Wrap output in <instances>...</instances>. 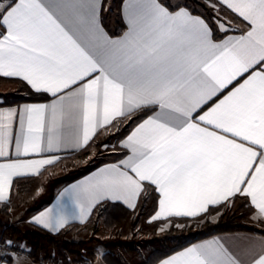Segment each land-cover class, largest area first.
<instances>
[{"label": "snow or ice", "instance_id": "6c2138e0", "mask_svg": "<svg viewBox=\"0 0 264 264\" xmlns=\"http://www.w3.org/2000/svg\"><path fill=\"white\" fill-rule=\"evenodd\" d=\"M208 3L214 10H230L246 32L228 37V27L221 23L225 37L217 43L209 25L187 8L177 5L170 10L160 0H134L131 35L112 40L100 26L95 0H80L73 7L86 33L82 43L41 0L0 3V75L21 77L37 92L54 96L68 90L50 109L49 150L53 134L65 121H74L78 111L83 114V133L74 143L84 147L98 126L127 119L146 105L159 106V113L128 136L124 146L131 156L122 162L123 168L113 166L84 188L96 202L111 196L134 206L147 181L160 196L154 219L194 217L208 205L227 204L240 195L249 198V206L264 223V0ZM93 73L99 75L89 79ZM238 77L243 78L238 86L213 101ZM197 109L201 112L193 115ZM48 112L44 105L8 112L5 120L18 117L22 125L27 120L26 134L16 140L17 152L42 151L39 134ZM9 128L0 123L4 144ZM4 155L0 144V156ZM52 163L53 159L0 163V201L14 176ZM90 208L80 207L81 219ZM43 216L36 222L45 228L59 229L66 223L52 210ZM181 256L182 264H239L218 242L189 248ZM253 264H264V254Z\"/></svg>", "mask_w": 264, "mask_h": 264}, {"label": "crops", "instance_id": "0c3cea01", "mask_svg": "<svg viewBox=\"0 0 264 264\" xmlns=\"http://www.w3.org/2000/svg\"><path fill=\"white\" fill-rule=\"evenodd\" d=\"M4 0H0V3ZM46 8L66 27V29L78 39L80 42H86V33L83 25L79 22L74 5L80 3V0H41ZM134 0H121L120 2V14L125 28L117 35H113L111 30L115 29L113 24L108 21L105 10L108 9L107 0H95L96 13L104 33L107 34L112 40L125 39L131 35V25L129 16L132 11L130 4ZM160 2L169 7L170 10H175L179 2L175 3L173 0H160ZM169 2V3H168ZM182 8H187L194 17L202 18L212 30V36L214 42H220L225 37V33L219 28L221 23H225L228 27L227 36L232 38H237L246 32V27L244 23H241L239 18H236L230 10L226 9L233 16V21L228 25L225 21L218 20L216 23L208 19L204 14L193 11L190 7L185 5H180ZM99 75V73H93L89 79ZM5 81L19 82L24 81L21 77H5L0 75ZM243 78L238 77L237 81H233L232 84L228 85L227 88L220 90L216 96L213 97V101L218 102L219 99H223L235 86H238V81L242 82ZM27 83V82H26ZM28 84V83H27ZM29 85V84H28ZM30 86V85H29ZM31 87V86H30ZM76 87V86H73ZM32 88V87H31ZM15 90L18 87L14 88ZM33 89V88H32ZM35 90V89H34ZM36 91V90H35ZM68 90H66L67 92ZM43 92V91H42ZM65 93H58L57 95H52L49 92H44L50 96V99L45 101H22L18 103H8L0 101V123H8L10 125L9 132L10 137L8 143H3V138L0 137V144H3V150L5 152L4 156H0V163H8L16 160H40V159H53L52 164L43 165L35 172H29L27 174H21L14 176L12 178V184L10 189H8L6 198L0 201V208L2 206H7V221L20 228V229H31L35 226L46 229L53 234H57L63 238L69 240H81L93 236L95 229L102 228L103 223L101 218L98 217L101 208L106 206L107 203H120L131 212L138 211L143 204L149 203L152 199V212L151 217L153 220L160 222L170 221L172 219L178 218H194L203 215L208 212L209 208L218 205H208L205 212H202L194 217L189 216H162L159 219H154L157 212L159 211V193L154 191L153 185L150 182H143L144 190L141 194L133 200L134 206L125 203L123 200L114 199L111 196H104L99 198L98 202L93 200L88 193L84 191V188L89 185L90 182L94 181L100 174L113 166L123 168L122 162L127 161L129 156H131V151L124 145L127 142V138L132 132L143 123L144 120L149 117L155 116L160 112L158 105H146L138 110H136L131 117L116 118L111 124L105 125L104 127H97L94 134H92L89 141V146L97 139L105 138L111 133H117L124 125H128L126 133L122 136H117L115 138L116 146L109 150L104 158L97 164L93 165L91 168L80 173L79 175L67 179L66 181L59 182L56 185L50 187L51 178L54 175V169L57 167L59 162L76 152L81 151L84 147H76L74 143V137L76 135L82 136L83 133V114L82 111L77 112V116L71 123L65 121L63 126L54 133V143L51 150L48 149V136H49V120H50V109L53 103L59 101V97L66 95ZM1 93V90H0ZM19 92H17L18 94ZM210 104L212 102H209ZM44 105L49 109V112L45 115V127L43 133H40L42 151L40 153H29L24 155L22 152H17L16 140L22 139L26 134L27 120L24 119L23 125L20 123L18 117H9L5 120L9 111H22L29 106H39ZM203 110H207V105L202 106ZM145 108H153L151 112L147 115L139 118H134L135 114L140 110ZM201 109H197L193 115L200 113ZM55 138L59 139V143L55 142ZM257 150L258 147H257ZM132 175V173H129ZM242 199L248 203L249 198L237 195L234 198H230L227 203ZM227 205L225 203H221ZM88 214L81 219L79 212L80 207L89 209ZM251 208V207H250ZM252 209L251 219L262 226L264 223L257 217ZM52 210V215H62L66 218V223L63 227L59 229L55 228H45L43 223L36 222L37 217H42ZM102 212V211H101ZM102 216V213H101ZM44 220H47L46 216H43ZM103 218V216H102ZM102 223V224H101ZM100 225V226H99ZM98 237V235H96ZM100 238V237H99ZM218 242L222 244L232 256L236 259L239 264H253V262L261 255L264 254V229L259 230H235L227 232H219L212 234L210 236L198 239L192 244L181 248L161 260L156 264H166L169 261H175V264H182L183 257L182 253L186 252L189 248L199 247L201 245ZM104 252L102 253V255ZM101 255V256H102ZM102 261V257L100 258ZM97 261V260H96ZM0 264H53V263H42L35 262L31 256L28 254H20L15 251H0ZM77 264V263H75ZM87 264V263H84Z\"/></svg>", "mask_w": 264, "mask_h": 264}, {"label": "rangeland", "instance_id": "374dc122", "mask_svg": "<svg viewBox=\"0 0 264 264\" xmlns=\"http://www.w3.org/2000/svg\"><path fill=\"white\" fill-rule=\"evenodd\" d=\"M119 1L120 0H107L108 9L105 10V15L110 24H113L114 28H119L120 25L118 23L120 21ZM173 2H186L192 7L199 9L202 13H206L211 21L215 23L218 20L225 22L233 21V16L229 11L223 7L219 8V10H214L213 7L209 6L208 0H173ZM213 2H215V0H213ZM202 4L205 7H203ZM15 87H18V89L15 90ZM21 87L22 85L19 82L5 81L0 78V101L7 102L16 99L18 94L22 92L19 91V89L21 90ZM17 92L19 93L17 94ZM124 127L125 125L121 130ZM112 134L115 133H111L105 138L97 139L81 151L63 158L54 169L55 173L51 178L50 187L79 175L101 161L104 158V155L116 146L115 138L117 136L114 135L110 137ZM104 140L106 141L104 142ZM152 199L153 198L151 197L149 203L143 204L138 211L132 212L126 219L117 225L106 227L103 223L102 228L97 227L93 236L97 237L96 235H98V239L101 241L97 239L98 241L95 240L86 246V250L91 251L94 254L93 263L89 261L79 262L77 256L72 255L70 256V259L75 260L72 264H106L104 259H102V261L100 259L101 257L103 258L106 252L115 254L123 264H139L145 261L154 250L175 244L176 239L167 237L165 233L172 225L182 228L184 227V224L175 219L164 222L153 220L151 217L153 208ZM1 210L7 211V206H2L0 208V211ZM101 213L102 212L100 211L98 217H100L103 222L104 220ZM224 214L232 215L236 220L253 226L254 230L264 229V226L255 223L251 219L252 209L247 202L242 199H236L229 204L212 211L210 215L206 216V218L204 217L200 221L189 222L186 227H199L206 221L207 217L211 221L216 222ZM6 218L7 215L3 216V219L8 222ZM15 246L16 249L19 248L16 252L20 254H25L24 252L31 249V247L23 241H16L11 249H15ZM0 251L7 252L8 249L6 246H0ZM103 252L104 254L102 255ZM42 263L57 264L48 261H43Z\"/></svg>", "mask_w": 264, "mask_h": 264}, {"label": "trees", "instance_id": "16d2710c", "mask_svg": "<svg viewBox=\"0 0 264 264\" xmlns=\"http://www.w3.org/2000/svg\"><path fill=\"white\" fill-rule=\"evenodd\" d=\"M120 2L121 0L119 1L120 21L118 22L120 25L119 28L111 30V33L113 35L119 34L125 28V24L123 23L120 14ZM178 5H185L190 7L195 12L202 13L199 9L192 7L186 2H179ZM203 7L205 6L203 5ZM202 14L210 19L206 13ZM20 84L22 85V87L21 90L19 89V91L22 92L18 94V97L16 99L7 101L8 103H18L22 101H45L50 99V96L48 94L35 91L26 82L20 81ZM152 109L153 108H145L143 110H140L135 114L134 118L143 117L151 112ZM127 129L128 125H125V127L121 131L110 135V137L114 135L122 136L126 133ZM105 141L106 140H104V142ZM223 206L225 205L220 204L218 206H213L209 208L207 213L198 217L176 219L177 221L184 224V227L178 228L175 225H172L170 229L165 233L167 237L176 239L175 244H173L172 246H166L162 249L154 250L152 253H150L145 261L139 264H156L165 256L192 244L198 239L210 236L215 233L235 230H254L253 226L245 222L238 221L234 216L228 214L222 215L216 222L211 221L207 217L206 221L199 227H186L189 222L200 221L204 217L206 218V216L210 215L212 211L217 210ZM101 211L104 225L106 227H113L114 225H117L132 213L131 210H129L122 204L112 202H109L106 206L102 207ZM6 215H8V212L6 210L0 211V240L5 241L9 239L12 241H23L27 243L31 247L28 255L31 256L35 262L39 263L48 261L58 263L60 259V264H72V262H74L75 260H71L70 256L76 255L79 262L89 261L93 263L94 254L91 251H87L86 246L95 240L98 241V237L91 236L89 238L81 240H69L57 234H53L52 232L38 226H35L31 229H20L10 224L9 222H6L3 219V216ZM103 259L106 264H123L118 259V257L111 252H106L103 256Z\"/></svg>", "mask_w": 264, "mask_h": 264}, {"label": "built area", "instance_id": "2783aa9c", "mask_svg": "<svg viewBox=\"0 0 264 264\" xmlns=\"http://www.w3.org/2000/svg\"><path fill=\"white\" fill-rule=\"evenodd\" d=\"M15 242L16 241H12V240H9V239H7V240H5V241H1L0 240V246H6V248L8 249V251L9 250H11V251H17V250H19V248L18 249H16V246L14 247L15 249H11L12 248V246H14V244H15ZM29 252H30V249L29 250H27L26 252H24L25 254H29ZM60 259H59V262L57 263V264H60Z\"/></svg>", "mask_w": 264, "mask_h": 264}]
</instances>
